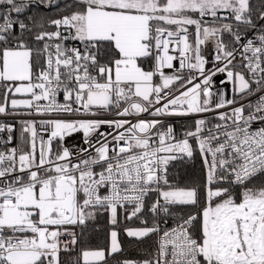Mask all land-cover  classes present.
<instances>
[{
	"label": "snow or ice",
	"instance_id": "6c2138e0",
	"mask_svg": "<svg viewBox=\"0 0 264 264\" xmlns=\"http://www.w3.org/2000/svg\"><path fill=\"white\" fill-rule=\"evenodd\" d=\"M0 117V264H264V0H0Z\"/></svg>",
	"mask_w": 264,
	"mask_h": 264
},
{
	"label": "trees",
	"instance_id": "16d2710c",
	"mask_svg": "<svg viewBox=\"0 0 264 264\" xmlns=\"http://www.w3.org/2000/svg\"><path fill=\"white\" fill-rule=\"evenodd\" d=\"M38 11L46 12L49 10L41 7L38 9ZM50 11L54 12L55 9H52ZM177 163L179 165V162ZM199 164L200 161L197 158L194 165L191 163L179 165L175 169V171H178L181 177L191 178L192 176L197 175L199 173ZM125 225L137 226L138 222L135 220L131 222L125 221L123 219V216H121V228H123ZM110 230H111V225H109L106 215L101 216L97 224L95 225L94 230L90 231V233L88 234L86 247H90V248L107 247V245L110 243V235H109ZM118 238L122 246V252L116 254V256L119 259L139 260L142 258L143 249L148 247L151 243L150 240H146L144 243L135 241L132 238L127 237L122 230L120 231V235ZM112 264H115V261H113Z\"/></svg>",
	"mask_w": 264,
	"mask_h": 264
},
{
	"label": "built area",
	"instance_id": "2783aa9c",
	"mask_svg": "<svg viewBox=\"0 0 264 264\" xmlns=\"http://www.w3.org/2000/svg\"><path fill=\"white\" fill-rule=\"evenodd\" d=\"M202 51H203V54L205 56H207L209 59H211L212 56L214 55V46L211 43H209L208 45L203 47ZM0 119H3V117H0ZM190 119L191 118H182V117H180V118H178V117L170 118V120L172 122H174L175 127H176L178 132H182L183 131L182 125H184V123L186 121L190 122ZM17 127H18V125H17ZM0 135H2V134H0ZM78 139H79V137L77 136L76 142H78ZM73 142L74 141L72 139H69V141H68V143H73Z\"/></svg>",
	"mask_w": 264,
	"mask_h": 264
}]
</instances>
